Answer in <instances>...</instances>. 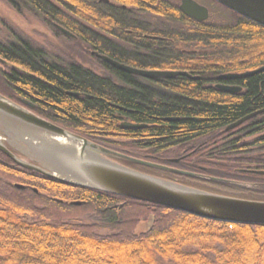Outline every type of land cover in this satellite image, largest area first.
I'll return each instance as SVG.
<instances>
[{"label":"trees","instance_id":"1","mask_svg":"<svg viewBox=\"0 0 264 264\" xmlns=\"http://www.w3.org/2000/svg\"><path fill=\"white\" fill-rule=\"evenodd\" d=\"M3 1L14 7L34 2ZM222 9L228 20L167 29L165 41L153 43L151 56L139 61L149 70L184 71L199 80L150 81L114 69L96 75L73 63L48 65L44 53L22 42L0 47V57L25 71L5 75L0 68V94L22 97L40 117L110 150L136 157L189 154L196 162L183 161L181 169L204 168L247 186L161 178L264 201V112L225 131L264 109V72L235 81L240 94L207 86L219 75L264 66V28ZM105 13L119 26L128 23L126 16ZM123 122L146 127L122 129ZM243 165L244 174L236 170ZM0 183V264H264V225L212 222L66 185L19 168L2 153ZM85 216L97 223L76 222Z\"/></svg>","mask_w":264,"mask_h":264},{"label":"water","instance_id":"2","mask_svg":"<svg viewBox=\"0 0 264 264\" xmlns=\"http://www.w3.org/2000/svg\"><path fill=\"white\" fill-rule=\"evenodd\" d=\"M107 2V0H97ZM227 10L264 28V0H212ZM183 14L198 22L208 19V10L191 0L180 7ZM103 61L116 70L149 80L186 77L199 80L184 71L138 70L118 64L104 56ZM0 63L9 66L0 59ZM264 72V66L243 73H227L220 82L238 81ZM226 93H239L240 87L218 86ZM77 96V94H72ZM264 109L227 126L233 130ZM166 118L164 121H177ZM122 129H142L146 125L123 122ZM0 153L17 167L48 179L100 193L162 206L200 219L231 225H264V201L243 200L190 187L125 166L129 163L150 169L170 171L187 177H203L208 181L247 186V184L199 176L110 150L76 135L34 114L0 94ZM121 160V161H116ZM17 188H22L17 185ZM36 192V190H34ZM79 206V202L72 203Z\"/></svg>","mask_w":264,"mask_h":264},{"label":"flooded vegetation","instance_id":"3","mask_svg":"<svg viewBox=\"0 0 264 264\" xmlns=\"http://www.w3.org/2000/svg\"><path fill=\"white\" fill-rule=\"evenodd\" d=\"M72 1L73 0H34L32 6L28 3H20L15 7L8 2L3 1L4 4L18 16H25L33 19L39 27V35L42 36L45 33L44 37L49 40V44L27 40L21 37L19 33H16L13 28L11 29V27L8 26L5 31L8 37L5 41H0V47H19L22 42H27L36 50L46 55V64L48 65H69L73 63L91 70L96 75L102 74L97 73L95 68H100L102 71L105 69L116 70L109 64V62L103 61L100 56H104L113 62L129 68L149 70L148 64L143 65L139 61L145 60L151 56L152 51L150 50V47L153 43L165 41L167 29H181L184 23L199 25L207 22L210 17L209 9L202 4L201 0L191 1L208 10L209 17L204 22H198L183 14L180 7L184 0H107V2H99L97 0H76L78 2L75 6L72 5ZM73 7L76 9L75 13L73 12ZM106 10H111L113 13L126 16L128 23L124 26L117 25L116 21L110 19L109 15L105 13ZM41 40L46 42L43 37H41ZM69 41L79 43L82 46L83 53L87 60L85 59L82 62H77L66 57L64 58L59 54L60 52H63V47H65ZM59 45L63 47H60ZM154 47L156 46L154 45ZM0 59L9 65L6 66L0 63L1 72L5 75H9L10 72L13 71H20L25 74V71L16 64L9 62L2 57H0ZM234 83L235 81L220 82L215 78V80L207 86L215 90H219L217 88L218 86L239 87ZM240 88L242 89V87ZM224 93L227 95L238 94ZM3 96L38 115V109L35 104L24 100L22 97ZM75 97H78V94ZM119 153L128 155L125 152ZM128 156L161 165L170 170L176 169L199 176L217 178L207 175L204 168H198L199 172L181 169L179 164L183 161H186L188 164L196 162V159L187 157L189 154L181 153V155L172 158H161L153 155H143L140 157H136L135 155ZM214 162L217 163L219 161ZM241 162L243 163L244 161ZM123 164L126 165L129 163ZM142 168L154 172L159 177L169 178L167 175H170L207 181L203 177H187L170 171H162L146 167ZM236 170L244 174V165L243 168ZM237 181L244 183V181ZM235 194L244 195V193Z\"/></svg>","mask_w":264,"mask_h":264},{"label":"rangeland","instance_id":"4","mask_svg":"<svg viewBox=\"0 0 264 264\" xmlns=\"http://www.w3.org/2000/svg\"><path fill=\"white\" fill-rule=\"evenodd\" d=\"M202 4L205 5L209 9L210 17L208 21L212 24H219L222 22V20H228L229 16L225 15L223 12L222 7L219 5L208 1V0H201ZM13 28V30L16 33H19V35L27 40H32V41H38L41 43H46L49 44V40L44 37L45 33L40 36L39 35V27L37 26V23L33 21L31 18H27L25 16L21 17L18 16L15 12L10 10L3 2V0H0V41H5L7 39V34L5 33L7 27ZM41 37H43L46 42H43L44 40H41ZM58 44V43H57ZM56 44V45H57ZM61 45V44H60ZM59 45V46H60ZM63 47V46H60ZM61 56L64 58H68L73 61L77 62H82L86 59L85 54L83 53L82 46L79 43L69 41L65 47H63V52L59 53ZM87 60V59H86ZM95 71L100 74H104V71L102 69L95 68ZM125 166L132 168L134 170H137L142 173H146L149 175H153L156 177H159L157 174H155L152 171H147L146 169L133 165V164H126ZM1 183H0V188H1ZM201 190L208 191L210 189L208 188H203V186H197ZM198 188V189H199ZM211 192V191H209ZM214 193V192H212ZM233 198H238V199H243V200H252V198H249L248 196L244 195H225ZM77 223L83 224V225H94L96 224V219L93 216H85L79 220L76 221ZM150 221L147 224V227L150 226ZM144 226L140 225L139 231H143ZM99 234L105 235V231H99Z\"/></svg>","mask_w":264,"mask_h":264}]
</instances>
